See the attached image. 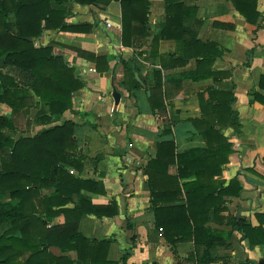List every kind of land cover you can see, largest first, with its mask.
I'll return each mask as SVG.
<instances>
[{
	"label": "crops",
	"instance_id": "crops-1",
	"mask_svg": "<svg viewBox=\"0 0 264 264\" xmlns=\"http://www.w3.org/2000/svg\"><path fill=\"white\" fill-rule=\"evenodd\" d=\"M180 1L195 10L170 21L173 29L168 37H162L159 34L169 14L166 3L149 0L147 22H132L141 26V31L133 30L127 37L130 45L122 44L120 0L52 1L51 8L65 12L66 26H91L89 31L46 27L34 41L62 55L81 82L71 94L72 107L58 119L44 122L42 117L49 112L47 104L26 88L20 96L32 98L34 104L25 112L24 128L20 130L13 112L22 109H8L0 103V109H4L1 113L16 129L6 133L15 138L30 137L65 120L75 123L76 146L66 149L63 164L69 174L87 182V186L78 191L71 188L72 199L51 204V211L44 208L53 197V186L41 187L39 197H34L36 203L42 201L35 214H41L46 225L39 227V232L29 228V242H52L47 248L50 264H264V242L252 244L236 225L243 220L251 228L261 226L264 232V0H255V22L247 21L231 0ZM199 42H214L211 52L216 56L199 71L205 75L196 79L195 58L205 50ZM90 53L105 60L97 63ZM133 55L140 88H133L130 73L124 71L121 62ZM226 71H231V76H223ZM210 85L235 94L233 107L243 124L242 134L232 135L231 127L221 129L230 137L233 151L226 161L223 154L215 160L205 153L189 154L183 162L184 175L177 178L180 194H174L176 161L168 164L167 171H156L155 179L156 215H161L162 211L167 214L170 206L185 204L183 184L192 183L197 179L195 172L199 173L204 187L202 209L194 208L199 226L194 241L181 212L170 214L180 216L183 225L177 224L169 232L157 226L151 188L143 170L155 157L159 143L172 144L165 150H173L175 155L206 146L199 133V92ZM113 87L120 92L115 109ZM233 179L236 181L230 192L219 195V188ZM67 194L65 190L62 196ZM81 201L89 212L78 209ZM65 210H75L69 216L71 223L76 222L75 233L72 226L61 229L68 222ZM51 228H57L56 235L46 234ZM11 230L20 236L18 228ZM207 233L211 236L209 244L205 241ZM262 236L259 232L258 237Z\"/></svg>",
	"mask_w": 264,
	"mask_h": 264
},
{
	"label": "trees",
	"instance_id": "trees-1",
	"mask_svg": "<svg viewBox=\"0 0 264 264\" xmlns=\"http://www.w3.org/2000/svg\"><path fill=\"white\" fill-rule=\"evenodd\" d=\"M54 0H0V103L9 105L14 110L22 109L27 112L29 107L34 104L32 98L20 96L23 90L30 89L36 95L39 101L47 104L49 112L44 114L42 121L50 122L58 119L62 113L72 107V92L82 84L73 75V69L60 54H54L49 45H36L34 41L44 28L72 29L89 31L91 26L76 25L66 26L64 24L65 12L63 10L53 9L50 3ZM80 3H91L95 0H74ZM165 9L169 13L166 23L160 31V36L168 37L171 31V22H175L184 16L189 15L192 7H186L180 0H164ZM235 8L241 13L247 21L255 22L258 12L255 11V0H231ZM121 19H122V44L130 45L131 41L127 38L135 30L141 31V26H134L133 21H139L140 25L147 22L149 0H120ZM185 29V28H184ZM180 42L181 40H177ZM198 41H195V44ZM200 46L205 48L202 56L197 59V75L199 79L205 74V66L210 64L216 52L214 42H199ZM78 53L81 50L75 48ZM139 55L142 52L138 53ZM137 54V55H138ZM221 54V53H220ZM95 62L105 60L103 56L89 54ZM200 55V54H199ZM179 57H183L180 55ZM182 59V58H181ZM124 71L130 73L133 88H140V78L134 76L138 72V63L136 55L127 59H121ZM231 76V71L223 72V76ZM140 77V76H139ZM160 85L159 81L156 82ZM161 87V86H160ZM234 84L232 83V88ZM236 97L233 90H216L213 86H207L199 92V107L201 118L198 120L199 133L206 140V146L203 148L191 149L188 152L175 155L173 150L168 152L170 143L157 144V153L154 158L148 161L143 170L146 181L151 188V206L156 215L157 192H156V171L161 169L167 171L168 164L176 161L178 172L173 179L177 182V188L174 194H180L178 177L184 175V159L191 153H205L206 156L214 160L217 155L223 154V160H227V155L233 151V143L229 136L223 135L222 128L231 127L232 135L242 134V122L238 117L237 111L233 107ZM175 122V119L172 120ZM94 126V125H93ZM75 123L71 120H65L61 124H54L37 131L34 135L26 137L19 135L15 138L7 131H15L12 121L0 112V195L7 192L9 199L0 200V224H9L11 227L6 229L0 235V264H50L47 252L48 245L44 242L35 244L29 242V228L44 227L45 221L39 212V205L42 201L34 200L39 197V190L43 186H53V197L50 198L48 205L44 208L50 210V205L62 204L64 198L72 199L69 193L71 188L78 191L81 186H87V182L78 177L69 174L64 168V155L66 149L74 148L76 140L74 138ZM221 160V159H219ZM196 180L190 184H183L185 190V204L182 206H170L167 208V214L162 211L156 215L155 223L162 225L166 232L177 224L190 225V235L197 241L198 222L194 212L201 210V192L204 184L200 180L199 173L195 172ZM172 180L171 176L167 177ZM235 179L231 180L225 188H219L218 194L230 192ZM206 186V185H205ZM210 190L215 189L209 186ZM218 189V188H217ZM65 190L67 197L62 196ZM196 191V192H195ZM62 196V197H61ZM204 197V196H203ZM205 198V197H204ZM37 200H41L37 198ZM84 201H81L79 208L83 212H89V209H83ZM199 207V209H197ZM43 211V208L40 212ZM75 210H65L68 222L61 227L62 230H69L75 223L69 221V216L75 214ZM34 212V213H33ZM171 212H177L184 217H175ZM99 215V214H98ZM183 219V218H182ZM264 221V219H263ZM236 225L244 231L252 244L264 242V232L261 226L251 228L243 220H238ZM13 228H18L20 236H16ZM57 228H51L46 233L56 235ZM75 233V231H73ZM259 232L263 233L261 238ZM77 233V232H76ZM179 234L185 235L183 231ZM40 235V234H39ZM80 236V234H76ZM170 234L167 233L166 237ZM206 236V243L211 242V236ZM45 238V237H43ZM54 238V237H53ZM172 241L175 239L172 237ZM26 257H22L25 253ZM79 254V252H78ZM53 264V263H52ZM54 264H59L55 262ZM61 264V263H60Z\"/></svg>",
	"mask_w": 264,
	"mask_h": 264
},
{
	"label": "rangeland",
	"instance_id": "rangeland-1",
	"mask_svg": "<svg viewBox=\"0 0 264 264\" xmlns=\"http://www.w3.org/2000/svg\"><path fill=\"white\" fill-rule=\"evenodd\" d=\"M1 104H5V103H1ZM0 104V105H1ZM6 106H8V109L10 108L9 105L5 104ZM4 110L3 108L0 109V112ZM3 113V112H2ZM13 113H16L15 117H14V120H15V123L17 124V127L22 130V128H24V122H25V112L23 110H19L17 112H13ZM3 153H0V156H2ZM9 199V196H8V193L5 192L3 194L0 195V200L1 201H4V200H8ZM9 227V224H0V235L6 230L8 229Z\"/></svg>",
	"mask_w": 264,
	"mask_h": 264
},
{
	"label": "water",
	"instance_id": "water-1",
	"mask_svg": "<svg viewBox=\"0 0 264 264\" xmlns=\"http://www.w3.org/2000/svg\"><path fill=\"white\" fill-rule=\"evenodd\" d=\"M135 76H136V78H138L137 72H135ZM111 95H112L113 100H114L113 109H115L119 103V100H120V92L117 91L116 87H113L112 91H111Z\"/></svg>",
	"mask_w": 264,
	"mask_h": 264
},
{
	"label": "built area",
	"instance_id": "built-area-1",
	"mask_svg": "<svg viewBox=\"0 0 264 264\" xmlns=\"http://www.w3.org/2000/svg\"><path fill=\"white\" fill-rule=\"evenodd\" d=\"M110 25V23L108 22V23H106V26H109Z\"/></svg>",
	"mask_w": 264,
	"mask_h": 264
}]
</instances>
